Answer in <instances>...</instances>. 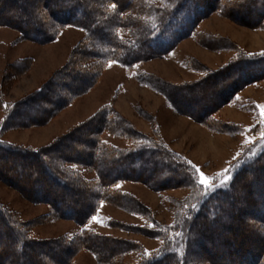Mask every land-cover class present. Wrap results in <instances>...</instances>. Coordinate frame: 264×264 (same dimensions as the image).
Wrapping results in <instances>:
<instances>
[{"label": "trees", "instance_id": "trees-1", "mask_svg": "<svg viewBox=\"0 0 264 264\" xmlns=\"http://www.w3.org/2000/svg\"><path fill=\"white\" fill-rule=\"evenodd\" d=\"M36 1L42 2L49 20L33 16ZM5 8L25 14L17 19L1 17L0 25L16 28L33 42L54 41L70 25L83 29L86 37L71 61L35 94L12 103L5 100L1 88V134L52 118L89 92L111 62L133 70L139 63L166 57L181 41L195 37L199 23L213 12H232L236 21L264 30V0H0V16ZM235 50L227 65L204 69V77L194 83L173 85L151 75L137 79L163 95L175 112L201 126L230 135L242 133L243 126L223 122L215 113L243 88L264 79V51L246 52L238 46ZM74 81L84 83L66 91ZM181 102L192 111L181 109ZM159 129L156 125L151 134L140 132L107 104L75 130L38 150L0 139V180L35 203L47 204L48 219L73 220L80 227L71 238L36 239L29 230L34 223L23 222L0 203V239L4 237L0 264H71L83 250L101 264L116 262L134 250L140 253L136 264H264V233L259 230L264 229V143L255 153L244 149L238 164L227 172L230 178L221 183L215 179V190L206 192L203 185L192 182L199 177L198 167L173 150ZM251 131L261 132L257 144L264 141V120L259 119ZM105 133L128 145L106 142ZM15 165L19 168L13 169ZM87 172H94L95 178H87ZM126 181L143 183L159 193L181 188L190 194L178 201L173 223L163 225L150 209L119 189ZM102 204L146 218L148 226L134 228L161 240V246L146 254L143 246L88 228Z\"/></svg>", "mask_w": 264, "mask_h": 264}, {"label": "rangeland", "instance_id": "rangeland-1", "mask_svg": "<svg viewBox=\"0 0 264 264\" xmlns=\"http://www.w3.org/2000/svg\"><path fill=\"white\" fill-rule=\"evenodd\" d=\"M44 9L42 2L36 1L33 16L43 21L49 20ZM231 13L221 15L213 12L204 18L196 28V36L181 41L164 58L139 63L133 70L117 62L109 63L89 92L78 97L52 118H44L35 126L9 128L3 134L0 130V139L9 144L38 150L72 132L108 104L140 132L151 134L153 127L159 126L166 143L192 161L199 171L209 177H216L218 183L228 180L225 176L230 177L227 172L231 165L238 164L243 150L255 153L264 143L261 141L257 144L260 131H251L259 119L264 120V79L243 88L233 101L215 113L217 119L245 128V132L230 135L213 132L175 112L163 95L140 83L137 75H151L173 85L194 83L204 77V69L215 71L227 65L236 54L237 46L246 52L264 51V30L249 25L248 22L236 21ZM24 14L19 9L11 12L9 8H5L0 18L17 19ZM27 29L30 34L33 31L32 25L27 26ZM34 34L31 33L33 36ZM36 35L42 37L39 33ZM85 37L83 29L70 25L62 29L56 40L40 44L23 38L16 28L0 25V90L2 88L4 91L5 100L17 103L35 94L71 61L74 51ZM77 67L81 68V65L78 64ZM83 83L84 81H74L71 89L66 91H74ZM59 91L65 93L64 89ZM185 97L190 99L188 94ZM178 105L183 110L192 111L186 106L187 103L181 102ZM45 106L47 107L46 104ZM3 115L0 110V129ZM167 130L174 138H171ZM104 139L115 146L128 145L125 140L118 141L108 133L104 134ZM74 143L75 141H71L69 145L74 146ZM254 145L257 147L252 148ZM12 168L19 167L15 165ZM146 172L149 173V170ZM86 177L95 178V173L87 172ZM118 187L135 197L145 209H150L163 225L173 223L178 201L190 194L189 189L181 188L159 193L143 183L132 181L122 182ZM0 203L17 213L23 222L34 223L29 230L36 239L71 238L79 233L80 227L76 222L48 219L51 208L47 204L35 203L19 189L1 180ZM95 217L97 219L92 218L88 228L119 242H133L143 246L146 254L157 250L162 244L161 240L136 231L134 227L148 226L147 219L139 214L102 204ZM214 227L218 230L217 226ZM259 230L264 233L263 228L259 227ZM200 253L202 254L198 252L196 257H200ZM139 255L138 251H129L116 262L105 264H136ZM4 259L9 260L10 256L5 255ZM71 264L101 263L91 252L83 250L75 255Z\"/></svg>", "mask_w": 264, "mask_h": 264}, {"label": "snow or ice", "instance_id": "snow-or-ice-1", "mask_svg": "<svg viewBox=\"0 0 264 264\" xmlns=\"http://www.w3.org/2000/svg\"><path fill=\"white\" fill-rule=\"evenodd\" d=\"M5 107H7V106L5 105ZM197 171L199 172V177L196 181H192V182L193 183H199L200 185H203L204 188L206 189V192L214 191L215 185L212 182L216 179V177H209V176L205 175L202 171H199V170H197ZM225 172H226V170H225ZM218 175H220V174H218ZM229 178L230 177L225 176V179H229ZM92 218L97 219V217H95V216H93Z\"/></svg>", "mask_w": 264, "mask_h": 264}, {"label": "crops", "instance_id": "crops-1", "mask_svg": "<svg viewBox=\"0 0 264 264\" xmlns=\"http://www.w3.org/2000/svg\"><path fill=\"white\" fill-rule=\"evenodd\" d=\"M259 52H262V51H259ZM164 129V128H163ZM164 132V131H163ZM167 133L171 136V138H174L170 133H169V130H167ZM180 153V152H179Z\"/></svg>", "mask_w": 264, "mask_h": 264}]
</instances>
